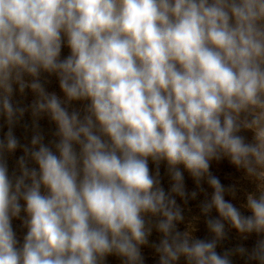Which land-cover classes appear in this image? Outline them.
Here are the masks:
<instances>
[{
  "label": "clouds",
  "instance_id": "obj_1",
  "mask_svg": "<svg viewBox=\"0 0 264 264\" xmlns=\"http://www.w3.org/2000/svg\"><path fill=\"white\" fill-rule=\"evenodd\" d=\"M0 120V264H144L145 246L158 264H264V0H0ZM223 159L254 185L240 207L210 171ZM185 172L212 189L210 239L179 228ZM229 229L252 246L217 251Z\"/></svg>",
  "mask_w": 264,
  "mask_h": 264
},
{
  "label": "rangeland",
  "instance_id": "obj_2",
  "mask_svg": "<svg viewBox=\"0 0 264 264\" xmlns=\"http://www.w3.org/2000/svg\"><path fill=\"white\" fill-rule=\"evenodd\" d=\"M67 53L68 50L66 48L62 50V55H67ZM46 87L48 91H55L57 94L62 95L59 90L58 81L55 77L51 78V82L47 84ZM34 99H36L35 94H33L30 90L26 92L23 98L19 95L16 96V100H22L24 105H30ZM36 123L39 126V130L45 137V143L53 139V135L56 130L54 123L50 122L46 116L38 118ZM0 125H3L2 130H0V137H2L3 133L7 131V126L2 120H0ZM14 133L22 145L30 143L31 136L33 134V117L31 112H28L23 116L20 123L15 127ZM247 135L249 138L251 137V133H248ZM22 154L21 150H17L14 156L9 157L10 170L15 167L16 158ZM210 171L213 175L219 178L220 182L226 189L230 186H235V196L233 197L231 194L226 192V199L230 200L237 207H240L249 192L254 191V185L249 182L244 173L241 170H238L227 159L213 161L211 163ZM160 178L164 189L168 190L170 188L171 181L163 165L160 169ZM184 183L188 193L187 199H182L179 196L176 197L177 204H179L183 209L184 215V221L179 224V228L182 231H190L196 237L210 239L211 234L206 227L205 217L201 212V205L203 202L210 200L212 189L206 181L202 182L200 186H197L187 172L184 173ZM192 192H196V196L194 198L191 196ZM211 215H216L215 210L212 211ZM13 228L17 232L18 237L22 238L25 229L22 227L20 220L13 221ZM159 238L160 234L153 229L152 235L149 237L150 243L158 242ZM253 239L241 241L236 231L229 229L228 237L220 243L217 251L223 253L225 250L232 249L240 243H245L248 247H251ZM142 253L144 257V264H158V257L154 254L151 246L143 247ZM233 261L234 264H244V261L239 256H234ZM107 264H121V260L118 257L109 256ZM181 264H183V261H181Z\"/></svg>",
  "mask_w": 264,
  "mask_h": 264
}]
</instances>
